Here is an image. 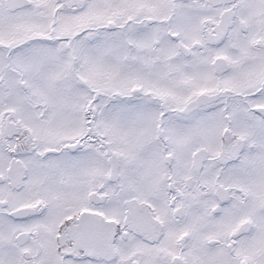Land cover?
Listing matches in <instances>:
<instances>
[{
  "label": "snow or ice",
  "instance_id": "obj_1",
  "mask_svg": "<svg viewBox=\"0 0 264 264\" xmlns=\"http://www.w3.org/2000/svg\"><path fill=\"white\" fill-rule=\"evenodd\" d=\"M0 264H264V0H0Z\"/></svg>",
  "mask_w": 264,
  "mask_h": 264
}]
</instances>
